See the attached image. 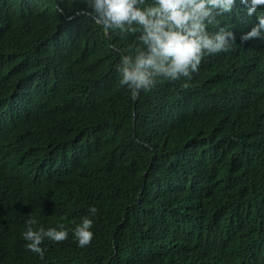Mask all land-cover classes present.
I'll list each match as a JSON object with an SVG mask.
<instances>
[{
  "label": "trees",
  "instance_id": "16d2710c",
  "mask_svg": "<svg viewBox=\"0 0 264 264\" xmlns=\"http://www.w3.org/2000/svg\"><path fill=\"white\" fill-rule=\"evenodd\" d=\"M243 11L218 17L237 39L188 87L133 99L117 66L138 33L106 32L84 0H0V168L34 230L69 232L32 253L0 189V264H264V44L240 42Z\"/></svg>",
  "mask_w": 264,
  "mask_h": 264
},
{
  "label": "clouds",
  "instance_id": "9594fccd",
  "mask_svg": "<svg viewBox=\"0 0 264 264\" xmlns=\"http://www.w3.org/2000/svg\"><path fill=\"white\" fill-rule=\"evenodd\" d=\"M84 2L88 14L106 32L115 30L122 36L138 33L139 46L134 54L121 55L117 66L119 83L130 90L133 99L164 79L183 78L182 87L186 88L192 74L199 70L203 57L229 51L237 39L236 32L220 27L218 17L231 15L238 3L244 9L242 16L251 22L250 28L241 31L240 42L264 44V0H151L148 4L145 0ZM213 27L216 30H212ZM15 169L12 166L0 168V189L13 199L11 204L22 215L21 227L28 225L23 230L24 246L42 258L46 239L60 242L68 238L69 232L59 223H50L52 228L40 226L34 230L32 225L36 221L28 220L19 209L18 202L22 203V198L17 199V194L25 190L14 179ZM88 211L89 215L72 230L79 247L89 245L93 239L92 217L98 209L93 205Z\"/></svg>",
  "mask_w": 264,
  "mask_h": 264
},
{
  "label": "water",
  "instance_id": "95a60500",
  "mask_svg": "<svg viewBox=\"0 0 264 264\" xmlns=\"http://www.w3.org/2000/svg\"><path fill=\"white\" fill-rule=\"evenodd\" d=\"M108 37H109V34H108Z\"/></svg>",
  "mask_w": 264,
  "mask_h": 264
}]
</instances>
